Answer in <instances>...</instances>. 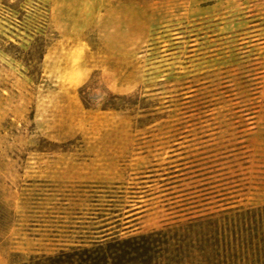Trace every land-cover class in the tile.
Segmentation results:
<instances>
[{"label":"rangeland","instance_id":"374dc122","mask_svg":"<svg viewBox=\"0 0 264 264\" xmlns=\"http://www.w3.org/2000/svg\"><path fill=\"white\" fill-rule=\"evenodd\" d=\"M0 195V264L264 205V0H0Z\"/></svg>","mask_w":264,"mask_h":264},{"label":"trees","instance_id":"16d2710c","mask_svg":"<svg viewBox=\"0 0 264 264\" xmlns=\"http://www.w3.org/2000/svg\"><path fill=\"white\" fill-rule=\"evenodd\" d=\"M11 216L0 195V230ZM176 225L126 238L103 234L92 241L96 249L22 264H264V205L206 212Z\"/></svg>","mask_w":264,"mask_h":264}]
</instances>
